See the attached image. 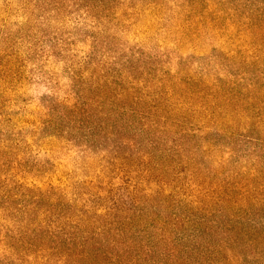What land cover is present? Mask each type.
I'll use <instances>...</instances> for the list:
<instances>
[{"label": "rangeland", "instance_id": "1", "mask_svg": "<svg viewBox=\"0 0 264 264\" xmlns=\"http://www.w3.org/2000/svg\"><path fill=\"white\" fill-rule=\"evenodd\" d=\"M219 1L205 0L212 16ZM182 4L183 0H0V263L19 264L20 256L10 247H19V239L39 241L44 236L40 230L31 232L25 221L40 223L41 208L68 214L81 208L92 212L99 205L107 209L112 203L129 207L123 195L127 186L132 191L134 180L129 177L136 178L148 165L160 171L171 167L166 179L178 176L179 187L188 173V160L190 168L203 166L199 181L209 172L222 179L239 171L259 149L262 156L256 166L264 184V131L258 136L260 147H255L244 130L233 126L229 132L235 134L228 137L210 123L204 133L218 143L219 151L202 155L194 152L192 142L183 154L174 153L184 146L185 132L194 128L191 117L183 121V113L204 109L191 97L197 84L202 81L209 87L218 79L232 80L231 58L238 50H252L250 35L237 33L228 21L213 29L206 18L197 30L188 27ZM219 8L225 10L226 5ZM260 57L264 63V50ZM122 90L131 97L119 100ZM171 92L170 101L181 104L172 118L180 119L183 129L142 131L143 121L136 114L153 115ZM228 145L232 153L225 149ZM173 156L176 168L169 161ZM120 161L129 165L130 174L117 171ZM155 183H150L153 190L159 187ZM172 186H164V195ZM257 217L264 228V205ZM44 220H56L52 228L62 223L54 216Z\"/></svg>", "mask_w": 264, "mask_h": 264}, {"label": "trees", "instance_id": "2", "mask_svg": "<svg viewBox=\"0 0 264 264\" xmlns=\"http://www.w3.org/2000/svg\"><path fill=\"white\" fill-rule=\"evenodd\" d=\"M205 5V0H183L181 9L187 8L183 22L197 30L198 24H206V18L213 29L228 21L237 33L246 31L250 35L252 50H238L231 58L235 63L232 80L218 79L211 88L202 81L197 84L191 97L200 100L204 109L191 112L189 105L192 114L183 113V121L191 117L194 128L190 134L185 132L188 137L184 146L177 147L174 153L183 154L185 145L192 142L194 152L200 150L202 155L219 151L218 143L204 133L210 123L218 125L228 137H233L235 133L229 131L236 126L248 134V143L260 147L258 136L264 131V63L260 57L264 50V0H221L217 6L226 5V9H217L215 4L213 16ZM192 17L196 23H192ZM129 97L131 93L124 90L118 93L119 100ZM173 97L171 92L159 102L153 115L145 111L136 114L143 121L142 131L183 129L182 121L172 118L181 105L178 99L170 101ZM229 120L235 123L228 126ZM225 149L233 152L230 145ZM259 153V149L254 151L246 165L222 179L223 175L209 172L199 181L197 175L203 166L190 168L192 162L188 160V173L179 187L178 176L166 179L171 167L160 171L157 165H148L136 178L129 177L134 180L132 191L127 186L123 193L129 207L112 203L107 209L99 205L92 212L81 208L68 214L53 213L48 206L41 208L37 213L39 225L28 218L25 221L31 232L40 230L44 238L27 242L19 239V247L10 248L20 256L19 264L27 262L24 256L32 258L27 264H262L264 228L257 215L264 205V184L259 181L261 174L256 166L262 156ZM173 158L169 161L176 168L178 163ZM127 166L120 161L117 171L130 174ZM196 179L199 182L189 188ZM155 180L157 190L150 187ZM164 186H172L168 195H164ZM155 200L158 202L154 206H143ZM53 216L62 221L55 226L56 231L52 228L56 220L48 224L44 220Z\"/></svg>", "mask_w": 264, "mask_h": 264}]
</instances>
